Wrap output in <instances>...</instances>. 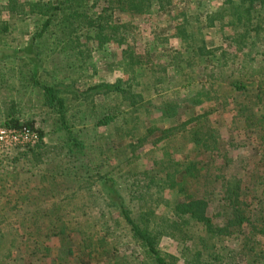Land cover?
Listing matches in <instances>:
<instances>
[{"label": "trees", "instance_id": "trees-1", "mask_svg": "<svg viewBox=\"0 0 264 264\" xmlns=\"http://www.w3.org/2000/svg\"><path fill=\"white\" fill-rule=\"evenodd\" d=\"M189 1L0 0V36L18 23L30 26L15 52L26 70L18 71V83L36 91L63 131L59 148L48 147L44 131L31 120L21 122L10 105L3 126H24L37 136L12 160L41 163L50 149L69 161L87 154L81 131L70 125V100L80 115L71 120L81 121L84 107H98L103 111L90 114L92 128L114 133L89 146L97 170L92 184L67 194L68 207L46 212L55 220L68 217L69 224L61 220L44 233L56 237L65 255L77 253L54 264H264V0H217L213 8L207 0H193V10ZM153 12L167 17L168 31L153 38L174 48L168 61L172 74L133 48L132 32L141 29L122 17L149 18ZM53 44L63 60L58 71L65 67L72 73L65 83L56 66L51 65L55 72L43 70ZM108 44L119 47L108 66L117 76L111 82L82 79L87 69L97 72L89 62L92 52H106ZM175 86L187 93L165 95ZM209 102L219 109L231 106L225 140L209 118ZM248 146L251 156L234 152ZM113 160L118 173L101 172ZM51 171L46 173L54 178ZM17 175L0 172L1 219L12 208L7 204L13 197L5 190ZM40 177L31 192L13 190L14 200L28 204L45 197L44 174ZM42 229L38 224L25 231L31 237L28 256L49 251L37 241ZM16 234V229L0 232V262L24 247L12 238ZM162 244L170 250H161Z\"/></svg>", "mask_w": 264, "mask_h": 264}, {"label": "rangeland", "instance_id": "rangeland-1", "mask_svg": "<svg viewBox=\"0 0 264 264\" xmlns=\"http://www.w3.org/2000/svg\"><path fill=\"white\" fill-rule=\"evenodd\" d=\"M210 3H209V2ZM215 1L217 0H207L209 4H211L210 8L216 6ZM219 1V0H218ZM188 3V2H187ZM186 3V4H187ZM189 10H193L194 6H196L195 1L190 0L188 3ZM179 7L183 5H178ZM186 6V5H184ZM156 12L147 18L145 16H134L129 17L123 15L125 19H131L132 24L136 27L139 26L141 32H132L133 36H135V41L133 42V48L143 55L144 59L149 58L154 64L164 66L166 74H172L174 71V67L172 63H168L171 59L170 56L173 55V49L167 48L164 46V42L162 40H156L155 34H158L157 38H161L164 34H161L162 31L166 30V21L165 16H156ZM123 18V19H124ZM128 20V21H129ZM158 26V27H156ZM27 22L18 23L11 29V33H2L0 36V127L3 126V117L4 112L7 107L10 105L14 107V115L21 121L31 120L34 123V126L40 128L44 131V140L48 147L55 146L56 149L59 148L60 139L63 137V131L59 128H56V116L54 113L42 105V101L38 97L35 90L29 87L22 86L24 84L18 83V71H23L26 73V70L22 64V60L20 61L17 57L20 55L19 52L15 53L19 50L26 38ZM157 31V32H152ZM161 34V35H160ZM2 37H6L1 39ZM210 36H207L209 38ZM156 38V37H155ZM156 40V41H155ZM214 42L217 44H221L220 41L214 37ZM5 42V43H4ZM170 45L175 46V49L182 51L183 49L179 47L180 45L175 43V40L169 38ZM52 50L50 52V57H48L47 62L45 61L43 64V70L49 69L50 71H54L55 68L58 71V68H62L63 60L61 54L57 52L55 45L50 46ZM118 46L115 44H108L106 52H92V55L89 59V62L94 64L97 67V72L93 73L90 69H87V73H85L82 79L87 82H96V81H109L113 80L114 76H117V73L114 67H108L111 64L110 59L112 58V54H116L118 51ZM178 51V52H179ZM54 53V55L52 54ZM15 54V55H13ZM147 54V55H146ZM53 55V56H52ZM3 58V59H2ZM109 60L110 62H106ZM176 63V59L174 60ZM179 64V62H178ZM56 66L54 69L52 66ZM181 64H179L180 66ZM108 67V68H107ZM112 69V71H111ZM194 70V69H193ZM197 67L195 68L194 73L197 71ZM55 72V71H54ZM70 73L68 70H65V67L57 72L58 79L62 80L63 83L67 82V78ZM20 76V74H19ZM171 77V76H170ZM185 90V89H184ZM183 89H179L177 86L172 87L167 90L165 95L169 96H182L186 91ZM187 93V92H186ZM152 98H158V96H153ZM109 99V98H108ZM157 101V100H155ZM71 106L68 109V116L70 125L73 130L81 131L82 137L88 145L87 151L84 157H81L78 161L71 160L69 161L67 158L54 157L55 150H49V157L43 158L41 163H34L32 161H28L26 158H19L17 161L12 160L13 156H17L19 152L22 150L21 145L11 146L7 145V148H0V172L15 170L17 171V177L15 181H9L8 186L10 189L5 190L8 194L12 195V201L7 204V207L12 206L11 210H8L7 213L0 218V232L6 233L8 229H16L15 238L17 244H24L23 248L14 250L7 260L1 261L0 264H54L59 261V258H64L71 260L72 256H77V253L67 256L65 255V247L60 244L56 237H50L45 234L46 228L48 226L51 227L57 223H60L61 220L66 223H70L68 217L61 215L59 220H55L51 215H48L46 212L52 209L55 206H59L60 208L68 207L66 201H64L65 196L69 194L72 190L79 189V187L85 189L86 186L91 185L95 179V174L97 170H94V161H92V157L94 155L93 151L89 149L90 145L101 144L103 141L110 139L114 133L110 128H92V118L93 113L101 114V112L96 107L93 111L90 108H83V118L81 121H73L71 117L76 114L75 117H80L78 113H76L77 106H73L76 103H73L70 100ZM109 104V102H107ZM206 107L209 109V118L212 121V124H215L218 127V131L223 140L227 139L230 135V131L228 130L231 127V114L233 111L231 110L230 105H226L225 107L219 109L214 107L213 104L206 103ZM92 114V115H90ZM87 116V117H85ZM8 128V127H7ZM100 135V136H99ZM241 135H239L240 137ZM32 145V144H31ZM146 145L143 149L148 147ZM248 149V150H247ZM245 150L235 149L234 152H238L237 156L242 158L243 156H247V152L251 156L250 146ZM154 151L157 148L153 149ZM143 150L140 151L142 153ZM91 162V163H87ZM117 161H110L109 164L101 167V172H113L118 173L119 169L116 168ZM12 166H15V169H11ZM26 170H31L36 172V176L30 175L29 172L25 173ZM48 170H53L52 174H55L53 178L52 175L46 173ZM40 174H44V183L47 186V190H43L45 193V197H39L33 203H21L20 201H15L16 194L13 193V190L17 189L25 192H31L33 186H35V182H38V178ZM47 174V175H45ZM14 182V185H11ZM36 186H41L40 184H36ZM46 188V187H45ZM35 193V191H32ZM41 225L43 229L40 231L41 235L37 237V241H39L40 245L47 246L49 251L47 253H41L39 251L34 252L32 255H29L28 250L26 249L27 244L31 243V237L27 236L25 231H33L34 225ZM49 229V230H50ZM39 235V234H38ZM166 244L161 245V250L169 251L170 249L166 247ZM134 252H139L137 249H133ZM173 250V249H171Z\"/></svg>", "mask_w": 264, "mask_h": 264}, {"label": "built area", "instance_id": "built-area-1", "mask_svg": "<svg viewBox=\"0 0 264 264\" xmlns=\"http://www.w3.org/2000/svg\"><path fill=\"white\" fill-rule=\"evenodd\" d=\"M37 141L36 133L21 126L18 129L10 127H0V148H7V145H31Z\"/></svg>", "mask_w": 264, "mask_h": 264}]
</instances>
